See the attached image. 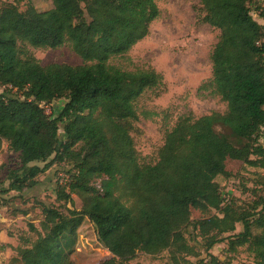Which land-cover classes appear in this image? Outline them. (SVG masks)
<instances>
[{
  "label": "trees",
  "instance_id": "16d2710c",
  "mask_svg": "<svg viewBox=\"0 0 264 264\" xmlns=\"http://www.w3.org/2000/svg\"><path fill=\"white\" fill-rule=\"evenodd\" d=\"M13 1L0 5V148L5 142L19 165L7 172L2 193L21 194L66 161L71 181L56 199L71 203L75 194L82 206L65 213L42 207L44 236L15 247L10 264H74L63 241L84 219L110 255L99 264H126L138 253L196 255L185 238L189 228L206 254L227 242L231 251L246 247L251 264H264V200L244 210L223 201L216 182L228 176V161L264 171V28L251 16L252 0H200L202 22L219 32L210 85L225 112L180 116L152 165L139 163L131 131L138 99L162 87V76L109 62L147 36L159 16L155 0H50L44 12L30 5L19 11L25 0ZM64 45L83 65L42 66L27 51ZM55 101L64 104L50 116L43 105ZM119 188L129 203L114 196ZM192 209L216 214L192 222Z\"/></svg>",
  "mask_w": 264,
  "mask_h": 264
},
{
  "label": "rangeland",
  "instance_id": "374dc122",
  "mask_svg": "<svg viewBox=\"0 0 264 264\" xmlns=\"http://www.w3.org/2000/svg\"><path fill=\"white\" fill-rule=\"evenodd\" d=\"M13 2L0 0V5ZM155 4L159 16L149 25L147 36L126 55L112 58L109 62L126 71L151 68L163 79L162 87L145 93L136 103L139 118L132 125L131 137L141 165L156 163L158 152L163 146L164 133L175 125L180 116L191 114L194 118H199L225 112V104L214 94L210 85V54L219 32L202 22L204 13L200 0H155ZM29 5L38 12L52 7L50 0H25L17 6L19 11H25ZM249 8L252 18L264 28V0H252ZM27 51L42 66L83 65L82 60L68 45L57 49L28 47ZM3 90L4 87H0V94ZM63 104V101H55L43 105V110L50 116H56ZM216 131L226 134L222 127H216ZM259 142L264 147V139ZM18 165L17 154L11 152L3 142L0 148V229L8 233L11 251L7 250L5 255L0 256L2 264H10L9 261L16 255L15 247H24L27 242L34 245L44 236L42 207H54L65 213L67 209L79 211L82 206L81 199L75 194L70 195L71 203L56 199L57 191H68L71 181L67 172L71 171L72 166L66 161L52 164L35 179V186L25 189L21 194H3V188L8 185L7 172ZM37 165L43 166L41 163ZM226 170L227 177L216 179L223 201L234 202L237 207L249 210L255 203L264 200V171L234 161L226 163ZM114 196L123 203L130 202L121 188L115 190ZM213 214L216 213L192 209L190 219L192 222L200 221ZM29 225L33 227V231L29 229ZM240 231L241 226L237 225L235 233ZM193 235L190 228L185 232L188 245L195 248L196 255L178 253L173 257L168 251H164L159 256L150 257L138 253L134 260L126 264H209L208 255L215 257L218 264L252 263V256L246 247L231 251L227 242H223L206 254L201 247L202 240L197 238L194 243ZM63 249L74 264H99L110 258L108 251L98 243L94 228L87 219L83 220L71 237L63 241Z\"/></svg>",
  "mask_w": 264,
  "mask_h": 264
},
{
  "label": "crops",
  "instance_id": "0c3cea01",
  "mask_svg": "<svg viewBox=\"0 0 264 264\" xmlns=\"http://www.w3.org/2000/svg\"><path fill=\"white\" fill-rule=\"evenodd\" d=\"M10 242L11 240L8 237V233L5 230L0 229V256L5 255L7 253V250H9L8 245L10 244ZM12 246L14 245L12 244ZM0 264H2V261H0Z\"/></svg>",
  "mask_w": 264,
  "mask_h": 264
}]
</instances>
